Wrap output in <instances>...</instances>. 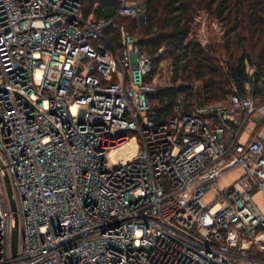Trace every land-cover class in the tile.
Instances as JSON below:
<instances>
[{
  "label": "built area",
  "instance_id": "1",
  "mask_svg": "<svg viewBox=\"0 0 264 264\" xmlns=\"http://www.w3.org/2000/svg\"><path fill=\"white\" fill-rule=\"evenodd\" d=\"M117 2L107 20L0 0V264H264V133L240 141L264 105L236 93L158 123L151 59L119 21L145 10Z\"/></svg>",
  "mask_w": 264,
  "mask_h": 264
},
{
  "label": "trees",
  "instance_id": "2",
  "mask_svg": "<svg viewBox=\"0 0 264 264\" xmlns=\"http://www.w3.org/2000/svg\"><path fill=\"white\" fill-rule=\"evenodd\" d=\"M85 16L115 17L117 0H80ZM146 22L136 31L141 48L151 59V76L164 61L170 83L151 96V116L167 122L176 109L191 111L226 102L233 94L264 105V0H145ZM219 27L220 40L203 45L197 39L199 18ZM131 19V17H123ZM135 18H132V20ZM129 20V21H132Z\"/></svg>",
  "mask_w": 264,
  "mask_h": 264
},
{
  "label": "rangeland",
  "instance_id": "3",
  "mask_svg": "<svg viewBox=\"0 0 264 264\" xmlns=\"http://www.w3.org/2000/svg\"><path fill=\"white\" fill-rule=\"evenodd\" d=\"M138 5L142 10H146V3L145 0H137ZM123 19L120 22L128 25L129 28L132 30V22L134 21V24L136 28V31L139 30V27L141 26L138 19ZM199 26L197 27V39L201 40L203 45H207L210 43H215L220 40L221 34L219 32V27L217 25H213L209 22L206 16H201L199 19ZM134 37L138 40L137 35L134 33ZM152 82L155 86V89L163 88L167 86L170 83L171 74H170V68L169 63L164 61L160 64L159 68L157 69V72L153 74L152 76ZM224 103V102H220ZM255 119V123L257 124L258 128H264V119L257 117L253 118ZM242 173L241 170H233L228 173H226L217 183L218 187L220 189L229 188L232 186L233 182L239 177V175ZM212 193H209L208 197L211 198ZM253 201L258 205V207L261 209L262 212H264V192L258 191L253 195Z\"/></svg>",
  "mask_w": 264,
  "mask_h": 264
},
{
  "label": "water",
  "instance_id": "4",
  "mask_svg": "<svg viewBox=\"0 0 264 264\" xmlns=\"http://www.w3.org/2000/svg\"><path fill=\"white\" fill-rule=\"evenodd\" d=\"M6 184H7L8 194L10 197L11 206H12V209L14 211V218H15V226L13 229V238H12V252L14 255H16L17 254V243H18V220H17V215L15 213L16 212V206H15V202H14L13 197H12V189H11L10 182H9L8 178H6Z\"/></svg>",
  "mask_w": 264,
  "mask_h": 264
},
{
  "label": "crops",
  "instance_id": "5",
  "mask_svg": "<svg viewBox=\"0 0 264 264\" xmlns=\"http://www.w3.org/2000/svg\"><path fill=\"white\" fill-rule=\"evenodd\" d=\"M213 25H216V24L213 23ZM262 133H264V128H258L257 124L255 123V119H253L243 129V133L240 137V141L244 142L249 137H256L258 135H261Z\"/></svg>",
  "mask_w": 264,
  "mask_h": 264
}]
</instances>
